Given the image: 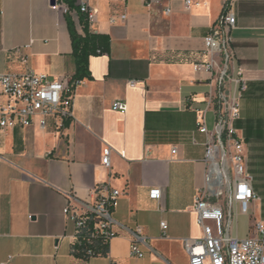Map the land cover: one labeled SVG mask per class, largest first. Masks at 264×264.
Masks as SVG:
<instances>
[{
    "label": "crops",
    "instance_id": "obj_1",
    "mask_svg": "<svg viewBox=\"0 0 264 264\" xmlns=\"http://www.w3.org/2000/svg\"><path fill=\"white\" fill-rule=\"evenodd\" d=\"M63 1L73 9L82 1L96 8L92 30L109 39L89 58L92 77L75 85L73 116L63 128L53 121L45 128H0V264H190L184 239L204 235L193 211L206 170L207 136L199 121L209 105L210 128L217 116L209 103L215 75L197 72L195 64L208 58L205 37L225 2L200 0L188 9L182 0L151 6L145 0ZM234 12L232 70L241 68L248 84L235 127L257 207L264 193V0H236ZM82 16L54 9L52 0H0V73L30 67L69 83L76 72L70 23L83 32ZM117 101L125 111L113 108ZM107 146L109 167L102 162ZM102 184L124 192L114 211L117 234L108 255L86 261L72 254L76 225L64 209L71 203L87 212ZM155 189L160 198L151 197ZM244 216L246 226L241 229L237 217L233 229L239 237L251 223ZM138 226L147 238L140 244L143 257L131 254Z\"/></svg>",
    "mask_w": 264,
    "mask_h": 264
},
{
    "label": "built area",
    "instance_id": "obj_2",
    "mask_svg": "<svg viewBox=\"0 0 264 264\" xmlns=\"http://www.w3.org/2000/svg\"><path fill=\"white\" fill-rule=\"evenodd\" d=\"M165 1L145 0L147 6ZM182 1L189 9L200 0ZM224 2L219 20L205 37L204 53L208 58L195 64L197 72L206 71L215 75L217 89L211 92L209 103L216 105L217 116L215 125L210 128L206 119L209 105L202 110L199 121L200 131L207 136L204 159L206 170L205 184L196 194L193 211L198 216L204 235L201 238L184 239V246L190 264H264V222H253L245 237L233 232L236 223L234 216H250L256 195L253 177L247 170L244 142L237 136L235 127L241 117V98L248 88L242 69L232 70L236 60L231 35L237 24L234 12L236 0ZM52 7L68 14H83L91 30L97 21L98 10L87 1H82L78 9H73L63 0H55ZM171 11L170 6H167L166 12L169 14ZM121 17L126 19V15ZM111 21L115 22V18ZM23 61L27 63L26 56H23ZM0 87V93L5 97V101L0 102L2 129L36 124L45 128L53 121L59 131L73 116L74 89L63 80H50L47 75L27 67L20 73L1 72ZM113 108L125 111L126 104L117 101ZM111 154L112 148L107 146L102 159L105 166H111ZM94 191L97 198L93 205L88 206L87 212L80 213L78 207L71 203L64 209L65 215L75 222V242L81 239L84 232H87L89 241L102 237L110 242L117 234L114 230V211L124 192L110 184L97 186ZM161 196L160 189L151 191L152 198ZM167 227V222L163 221V230ZM131 233V254L143 257L140 244L147 242L143 228L138 226Z\"/></svg>",
    "mask_w": 264,
    "mask_h": 264
},
{
    "label": "trees",
    "instance_id": "obj_3",
    "mask_svg": "<svg viewBox=\"0 0 264 264\" xmlns=\"http://www.w3.org/2000/svg\"><path fill=\"white\" fill-rule=\"evenodd\" d=\"M83 32L77 31L70 23L71 37L73 43V55L76 63V72L69 81V86L74 89L78 81L92 77L89 69V58L91 55L104 51L108 36L91 30L85 17H80ZM91 251V253L89 252ZM109 241L102 237H96L89 241L87 232H84L81 239L72 244V254L83 260H90L99 255H108Z\"/></svg>",
    "mask_w": 264,
    "mask_h": 264
},
{
    "label": "rangeland",
    "instance_id": "obj_4",
    "mask_svg": "<svg viewBox=\"0 0 264 264\" xmlns=\"http://www.w3.org/2000/svg\"><path fill=\"white\" fill-rule=\"evenodd\" d=\"M258 181L259 180H256L257 184L259 183ZM261 195H262V198L259 201V203L256 205L257 207L253 206V208L251 210V214L249 216L251 223H250L249 227H252L253 222H256V221L264 222V193H262ZM234 217L236 219L238 217L239 227L241 229H243L246 226V224H247L248 217H246L244 215H240V214H238V216L235 215Z\"/></svg>",
    "mask_w": 264,
    "mask_h": 264
},
{
    "label": "water",
    "instance_id": "obj_5",
    "mask_svg": "<svg viewBox=\"0 0 264 264\" xmlns=\"http://www.w3.org/2000/svg\"><path fill=\"white\" fill-rule=\"evenodd\" d=\"M55 3V0H52V4Z\"/></svg>",
    "mask_w": 264,
    "mask_h": 264
}]
</instances>
